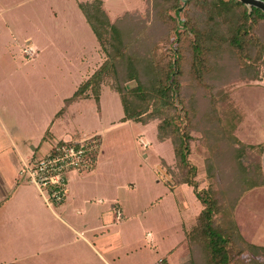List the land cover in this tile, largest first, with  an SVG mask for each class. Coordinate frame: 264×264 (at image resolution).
I'll return each instance as SVG.
<instances>
[{
  "label": "rangeland",
  "instance_id": "rangeland-1",
  "mask_svg": "<svg viewBox=\"0 0 264 264\" xmlns=\"http://www.w3.org/2000/svg\"><path fill=\"white\" fill-rule=\"evenodd\" d=\"M102 2L112 19L124 11L144 16L150 6V0ZM149 14L152 16V11ZM171 14L177 21L175 9ZM174 33L161 45L171 48L170 53L178 42L172 41ZM103 58L77 0H0V159L13 150L11 138L17 142V151L18 147L28 150L23 140L28 136L37 146L33 153L42 155L49 146L43 138L45 130L63 98ZM107 82L102 83L98 101L93 96L74 101L50 127L58 129L64 140L71 138L72 132L76 136L82 131H101L93 165L97 172L88 175V179L99 181L89 194L92 202L84 200L81 186H77L74 201L67 207L52 206V212L30 183L46 210L42 218L35 216L30 206L14 207L12 200H0V264H158L162 258L167 261L162 264L178 262L181 247L176 245L185 236V225L194 221L190 214H196L201 203L191 185L171 189L166 168H175V156L171 139L157 137L158 119L122 121L119 94ZM240 86L231 89V94ZM244 89L251 91V96L235 99L248 116L235 133L244 141L258 142L264 139V110L257 109L264 101V89L243 86L237 92ZM192 134L188 157L198 167V188L211 183L216 186L217 181L206 176V146L199 141V132L192 129ZM141 139L147 145H142ZM68 178L70 191L75 186L71 175ZM263 196L264 186L240 196L236 218L246 236L254 229L252 215L263 210H259L264 206ZM113 201L121 204L123 218L113 215L118 208H110ZM87 204L96 207L94 215L86 214Z\"/></svg>",
  "mask_w": 264,
  "mask_h": 264
},
{
  "label": "trees",
  "instance_id": "trees-1",
  "mask_svg": "<svg viewBox=\"0 0 264 264\" xmlns=\"http://www.w3.org/2000/svg\"><path fill=\"white\" fill-rule=\"evenodd\" d=\"M187 1L174 54L161 45L178 27L171 11L179 0H150L146 15L124 11L114 19L102 0H77L104 58L54 116L80 98L98 101L108 81L119 94L121 120L158 119L157 137L171 139L175 156V168H166L167 181L193 186L203 204L184 227L177 264H264V246L244 237L234 215L243 192L264 184L263 145L236 135L243 113L231 100V89L264 78V12L254 6L249 10L239 0ZM175 93L188 119L185 127ZM192 129L206 146V176L216 186L198 188V167L188 157Z\"/></svg>",
  "mask_w": 264,
  "mask_h": 264
},
{
  "label": "crops",
  "instance_id": "crops-1",
  "mask_svg": "<svg viewBox=\"0 0 264 264\" xmlns=\"http://www.w3.org/2000/svg\"><path fill=\"white\" fill-rule=\"evenodd\" d=\"M262 81H264V78L261 79V80H256V81H254V82H252L250 84H244V85L241 84L240 87H243V86H245V87H257V86H261V88L264 89V84L261 83ZM240 87H238L237 89H234V91L231 94V96H232V99L231 100L232 101L233 100L235 101V105H236V99H235L236 97L235 96H237V97L239 96V99H240L241 96L242 97L245 96L247 99L251 96V91L246 90V89H244L240 93H238L237 91H238V89H240ZM101 89H102V85H101ZM236 93H238V95ZM262 93L264 94V91H262ZM64 98H63V104H64ZM85 98H87V97H85ZM247 99H245V100H247ZM247 101L250 102V100H247ZM72 103H70L67 106V108H66L65 111H67L68 107ZM263 104H264V101H262V103L257 104L258 105L257 106V109L259 108L260 110L261 109L264 110V105ZM56 112H57V110L55 111V113ZM55 113H54V115H55ZM242 113H243V118H242L241 122L244 120L245 117L248 116L247 113H246V111H244V112L242 111ZM54 115H53V117H52V119L50 121V124H48V126H47V128L45 130L46 135H44V137H43V138L46 139V141L49 142V146L51 144V141L59 140L62 137V134L59 133L58 129H57V131H54V130H51L50 129V127L52 126V124L54 123V121L56 120V118L58 116H60V115H58V116H54ZM263 117H264V113H263ZM130 120L131 119L122 120V121H130ZM131 121H133V120H131ZM241 122H240L239 125H241ZM239 125L237 126V128L239 127ZM237 128H236V130H237ZM76 131H80V130H76ZM76 131H74V132H76ZM84 132H99L101 134V131L98 130V129H93V130L84 131ZM72 135H73V132L70 133V136H72ZM23 140L25 141L26 147L29 148L28 150L19 149V147H18V151H17V142H16V140L14 141V139L11 138V145L13 147V150H9V152H6V155L4 156V158L3 159L1 158L2 160L0 159L1 160L0 161V200H2L4 202H6L8 200H12L13 202H15L14 207L20 206L22 204L23 205H27L28 207L30 206V209H32L33 214L35 216H37V217H41L42 218L45 215V211L46 210L42 206L41 201H40V198H38L37 193L35 192V190L30 185L31 183L28 184L29 182L24 177L20 176V173H19V169H20L22 160L23 159H27V158L32 157V156H36L33 153V150H36L37 149V146L32 142V138L30 136L23 138ZM245 142H249V141H245ZM249 143H254V144L260 143V144L263 145V149H262V152H261V155H260V162H261V167H262V170H263V173H264V139L259 140L258 142H249ZM47 148H46V150H47ZM6 157H7V160H5ZM91 169L90 170H79V171L76 170L74 172L71 171L72 174H71V172L69 173V177L71 175L72 179L74 180V182H73L74 184L73 185L75 187H72V189H70V191H68L67 198L65 199L64 202H62L59 205H62V206L64 205L65 207H67V206H69L74 201L75 197H77V195H78V191L76 190V193H75V190H74L75 188L78 189L77 186H81V190H79V191H80L81 194H84L85 195L84 200L87 201V202L88 201L89 202H92L93 199H92V197H90V195H91L90 192L91 191H95L98 188V187L96 188V186H97V184H98L99 181L97 179H93V178L92 179L91 178L88 179L89 173L93 175V174H95L97 172V170H93V167ZM83 171H87V172H83ZM183 184H185V183H181V184H178V185L177 184H171L170 187L173 190V188L176 185L177 186H181ZM258 186L261 187V186H264V184L256 185L254 187H258ZM69 197H71V198H69ZM240 199H239V201H240ZM239 201H238V203H239ZM116 202L113 201L109 205H110V208H112V209H115V207H118L121 210L120 211L121 214H120V217H119V219H120V218H123L124 217V213H123V209L121 207V204L118 203V202L116 203ZM199 202H200V200H199ZM238 203H237V205H238ZM237 205H236V207H237ZM195 206H196L195 208H197V204H195ZM202 206H203V204L201 203V207L199 208L198 212L200 211V209L202 208ZM236 207H235L234 215H235L236 222L238 224V221H237V218H236ZM260 209H263V210L262 211H258V214L254 215V216L252 215V217H255L256 222H255V225L252 226L254 228L252 230V232L249 233V235H247L248 237L243 234V232H242L239 224H238V226L240 228V231L242 232V234L244 235V237L246 239H248L249 241H251V242H253L255 244H259V245L264 246V206H260L259 207V210ZM50 210L52 211V207H50ZM96 211H97V209H96V207L94 205H89L88 206V204H87V209H86V214L87 215H91V214L94 215L96 213ZM196 214H190V216L191 215H194V217H195ZM113 215L116 217V214L115 213ZM248 215L247 216L245 215L246 219H247ZM114 216H113V218H114ZM55 217L61 218V215L56 214ZM116 219H118V218H116ZM75 233L78 234L77 230L75 231ZM81 235L83 237L84 236V232ZM184 237L176 245V246H180L181 247V253H179V256H178V262L181 260V255H182V251H183V246L181 245V242L184 239ZM174 248H175V246H174ZM173 249H171V251ZM165 261H166V259H165ZM178 262H176L175 264H177Z\"/></svg>",
  "mask_w": 264,
  "mask_h": 264
},
{
  "label": "built area",
  "instance_id": "built-area-1",
  "mask_svg": "<svg viewBox=\"0 0 264 264\" xmlns=\"http://www.w3.org/2000/svg\"><path fill=\"white\" fill-rule=\"evenodd\" d=\"M100 135L99 132L82 131L68 140L51 142L42 155L22 160L20 176L37 188L46 205L61 204L68 195L69 173L93 167L100 148ZM140 141L142 145H147L145 140ZM115 210L119 218L120 209Z\"/></svg>",
  "mask_w": 264,
  "mask_h": 264
},
{
  "label": "water",
  "instance_id": "water-1",
  "mask_svg": "<svg viewBox=\"0 0 264 264\" xmlns=\"http://www.w3.org/2000/svg\"><path fill=\"white\" fill-rule=\"evenodd\" d=\"M180 1V5L175 8V13L177 14V18H178V27L175 30L174 33V37H173V43L176 42V40L178 39V32L183 29L184 27V23L186 20V17H184V15H182V13L185 11V5L187 0H179ZM241 2H243L248 9L250 10V8L252 6L259 8L262 12H264V0H239ZM180 15V16H179ZM175 16V15H174ZM176 17V16H175ZM176 52V46L173 47V52L175 54ZM174 58L175 56H173V62H174ZM175 100H176V104L178 106L179 111L181 110V104L178 103V94L175 93ZM181 113V118L184 120L183 123L181 124L182 126L185 125L187 122L185 120V113L183 111H180Z\"/></svg>",
  "mask_w": 264,
  "mask_h": 264
}]
</instances>
